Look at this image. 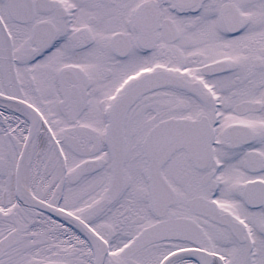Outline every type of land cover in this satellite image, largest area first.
I'll list each match as a JSON object with an SVG mask.
<instances>
[{
  "label": "snow or ice",
  "instance_id": "snow-or-ice-1",
  "mask_svg": "<svg viewBox=\"0 0 264 264\" xmlns=\"http://www.w3.org/2000/svg\"><path fill=\"white\" fill-rule=\"evenodd\" d=\"M0 264H264V0H0Z\"/></svg>",
  "mask_w": 264,
  "mask_h": 264
}]
</instances>
